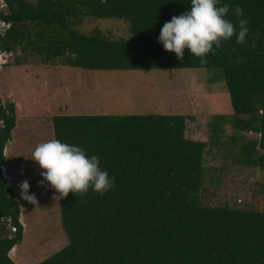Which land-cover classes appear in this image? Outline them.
<instances>
[{"label":"trees","instance_id":"obj_1","mask_svg":"<svg viewBox=\"0 0 264 264\" xmlns=\"http://www.w3.org/2000/svg\"><path fill=\"white\" fill-rule=\"evenodd\" d=\"M4 1L0 20L13 25L0 40L4 51L92 72L220 70L233 109L214 116L210 142L188 139L181 115L54 117L55 139L96 155L116 182L104 195L90 189L59 199L68 245L39 264H264V210L197 207L187 198L205 186L211 148L264 172V0H220L244 10L249 33L243 44L235 36L222 42L206 62L187 50L178 60L158 42L164 23L191 0ZM90 18L125 21L131 37L79 33L75 26ZM226 18L237 23L231 11ZM16 128L17 106L0 94V264H15L10 253L24 241L21 206L1 170Z\"/></svg>","mask_w":264,"mask_h":264},{"label":"rangeland","instance_id":"obj_2","mask_svg":"<svg viewBox=\"0 0 264 264\" xmlns=\"http://www.w3.org/2000/svg\"><path fill=\"white\" fill-rule=\"evenodd\" d=\"M35 2V0H28ZM0 12L7 6L0 0ZM75 29L84 35L112 40L130 39V26L117 19H85ZM11 65L0 71L3 102L17 106V128L7 146L6 168L24 221V241L15 247V264H39L68 245L61 223L60 200L54 190L40 186L42 177L32 152L54 137L57 116L181 115L187 118V138L210 142L216 115H233L230 95L220 70L84 71L61 62L46 64L39 57L15 52ZM22 65L17 66L16 61ZM227 134L232 129L227 127ZM250 134L247 139H252ZM227 141V140H225ZM220 146V145H219ZM27 180L34 205L21 196ZM200 207L264 210V172L236 162V153L211 148L206 156L205 186L187 194ZM9 235L14 232L8 228Z\"/></svg>","mask_w":264,"mask_h":264},{"label":"clouds","instance_id":"obj_3","mask_svg":"<svg viewBox=\"0 0 264 264\" xmlns=\"http://www.w3.org/2000/svg\"><path fill=\"white\" fill-rule=\"evenodd\" d=\"M220 0H191L190 8L179 16H173L161 28L158 42L165 51L175 53L183 61L185 51L206 62L207 57L215 54V48L229 41L233 36L236 43L243 44L249 33L248 20L244 10L237 5L218 6ZM232 14L237 18L234 24L226 17ZM237 25L239 30L237 31ZM39 166L42 180L40 186L54 190L58 195L53 199H64L69 193L82 197L90 189L104 195L115 185V177L100 167L96 155L89 156L80 146L52 139L35 146L30 158ZM27 180L20 184L24 200L37 205L34 193L30 194Z\"/></svg>","mask_w":264,"mask_h":264},{"label":"built area","instance_id":"obj_4","mask_svg":"<svg viewBox=\"0 0 264 264\" xmlns=\"http://www.w3.org/2000/svg\"><path fill=\"white\" fill-rule=\"evenodd\" d=\"M3 2L5 4L4 0H3ZM12 27H13V25L11 23L0 20V40L4 39L7 36L8 32L11 31ZM15 55L16 54L13 51L2 50L1 43H0V71L4 70L5 67L12 64L13 59H15ZM1 170H2V175H3L4 179L9 184L11 177L8 174V170L6 168V165L1 167ZM11 229L13 230L14 233H16L17 230L15 228H11ZM14 249L11 251L10 256L12 255Z\"/></svg>","mask_w":264,"mask_h":264},{"label":"crops","instance_id":"obj_5","mask_svg":"<svg viewBox=\"0 0 264 264\" xmlns=\"http://www.w3.org/2000/svg\"><path fill=\"white\" fill-rule=\"evenodd\" d=\"M7 154V156L9 155V151L6 153ZM8 162V161H7ZM10 181H12L11 179H10ZM10 184V183H9ZM19 201V200H18ZM20 203V202H19ZM21 219H22V217H21ZM21 223L24 225V221L23 220H21ZM17 248H19V246H17ZM11 257V259L15 262V260L12 258V255L10 256Z\"/></svg>","mask_w":264,"mask_h":264},{"label":"bare ground","instance_id":"obj_6","mask_svg":"<svg viewBox=\"0 0 264 264\" xmlns=\"http://www.w3.org/2000/svg\"><path fill=\"white\" fill-rule=\"evenodd\" d=\"M6 153H7V151H6Z\"/></svg>","mask_w":264,"mask_h":264}]
</instances>
